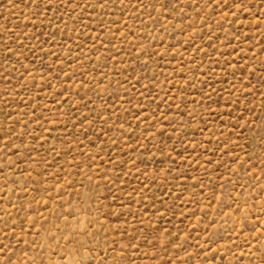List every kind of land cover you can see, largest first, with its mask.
Wrapping results in <instances>:
<instances>
[{"label":"rangeland","instance_id":"rangeland-1","mask_svg":"<svg viewBox=\"0 0 264 264\" xmlns=\"http://www.w3.org/2000/svg\"><path fill=\"white\" fill-rule=\"evenodd\" d=\"M0 264H264V0H0Z\"/></svg>","mask_w":264,"mask_h":264}]
</instances>
